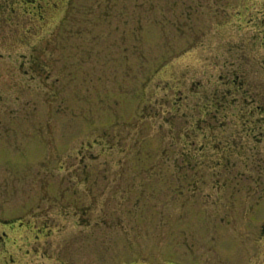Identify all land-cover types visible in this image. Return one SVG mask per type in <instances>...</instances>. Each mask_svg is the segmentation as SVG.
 Segmentation results:
<instances>
[{
	"label": "rangeland",
	"instance_id": "rangeland-1",
	"mask_svg": "<svg viewBox=\"0 0 264 264\" xmlns=\"http://www.w3.org/2000/svg\"><path fill=\"white\" fill-rule=\"evenodd\" d=\"M20 1L0 0V264H264L254 0Z\"/></svg>",
	"mask_w": 264,
	"mask_h": 264
},
{
	"label": "flooded vegetation",
	"instance_id": "flooded-vegetation-1",
	"mask_svg": "<svg viewBox=\"0 0 264 264\" xmlns=\"http://www.w3.org/2000/svg\"><path fill=\"white\" fill-rule=\"evenodd\" d=\"M43 1H44V4H43ZM23 2H24V4H23ZM20 4L23 7L26 6V8H28V12H31V10L29 9V5H31V6H34L37 10H38V8H41L40 10L41 11L43 10L46 13L48 11L47 8H51L52 7V0H21ZM243 4L244 3L241 4L240 8L242 7ZM245 6H247V7H245ZM243 7H244V9H242L241 11H244V13H243V15L240 16L242 21L243 20L247 21V19H246L247 14L248 13H253V16L250 18V20L253 19L252 21L256 25L255 26L256 27V33H254V37H253V41L255 42L254 45H253V49H252L253 50V58H255L254 59L255 63L261 64L263 66L264 63L263 62L260 63V62L262 61V59L264 60V52H261V51H264V0H254L252 7L249 6V5H243ZM241 11H239L238 13H241ZM228 13H233V12H228ZM36 15H37L38 18L40 17L42 19H47V16H45L43 14V12L42 13H38ZM47 15H48V13H47ZM242 41H246V34L243 35ZM247 48L248 47L246 45L240 46V51H241V55L243 56V60H246V58H247V53H246ZM239 71L242 74H240V73L238 74L237 73L238 78L244 79L246 77V72L244 71L243 68L239 69ZM233 83H235V81ZM242 85L243 84H241L240 88H242ZM240 91H241V89H240ZM255 109H256L255 111H258L260 113L259 114L260 117L257 120L252 119V121L250 119H245V121L243 122L245 124H247L249 121L253 122L252 125H246L248 130L249 129L250 130H255L256 129L255 127H257V129L264 128V105H262V103H259L255 107ZM251 122H249V123H251ZM262 134H264V132H262ZM215 145L218 146V144H215ZM231 147L233 148V150L234 149H238L239 152H243V153H246L247 151H251V150L255 149L252 145L244 146V145H237V144L235 145L234 144ZM222 150H224V149H222ZM256 152H257V150H256ZM230 155H232V154H230ZM20 227L21 228L23 227L24 230H27V231L28 230H32L30 222L29 223L20 222L18 225L13 226V227H9V228L10 229H16V228L20 229ZM3 232H4V235L2 236V238H3L2 242H3L4 246H6L7 242L5 240V236H7V233H6V231H3ZM35 232L34 233H35L36 237H39L40 235H39V233H37V230ZM40 232L43 233V232H46V230L40 229ZM30 253H32V251H30ZM33 253H36V249L33 250ZM40 256L45 257L46 259H51L52 260V255L49 252H46V254L43 253ZM56 258H58V260H59V262L61 264H63V263L70 264V262H71L70 261L71 259H70L69 255H67L65 253L57 255ZM13 260L15 262L13 264H20V262H16V258H13ZM72 261H73L74 264H76L74 259H72ZM76 262H78V260H76ZM48 264H51V262H49Z\"/></svg>",
	"mask_w": 264,
	"mask_h": 264
}]
</instances>
